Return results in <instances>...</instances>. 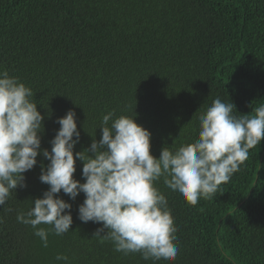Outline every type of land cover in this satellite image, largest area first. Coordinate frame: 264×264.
<instances>
[{
	"label": "trees",
	"instance_id": "1",
	"mask_svg": "<svg viewBox=\"0 0 264 264\" xmlns=\"http://www.w3.org/2000/svg\"><path fill=\"white\" fill-rule=\"evenodd\" d=\"M0 71L32 89L45 117L41 150L51 151L69 110L80 132L74 155L101 139L102 117L115 111L151 133L159 158L197 139V118L216 98L235 115L264 104V0H0ZM49 163L38 155L26 187L0 206V264H164L94 237L103 225L78 219L83 193L57 194L73 223L63 235L49 231L44 247L17 214L49 189L39 179ZM82 168L77 160L74 178L84 183ZM155 186L174 220L173 264H264V140L211 200L193 206L163 178Z\"/></svg>",
	"mask_w": 264,
	"mask_h": 264
},
{
	"label": "clouds",
	"instance_id": "2",
	"mask_svg": "<svg viewBox=\"0 0 264 264\" xmlns=\"http://www.w3.org/2000/svg\"><path fill=\"white\" fill-rule=\"evenodd\" d=\"M33 96L18 77L0 71V206L18 187H26L24 173L37 165L38 155L49 160L46 168L41 166L39 177L49 189L33 201L27 213L17 214V221L30 225L44 247L49 231L63 235L73 223L72 205L57 194L62 191L75 201L83 193L78 219L103 225L94 237L111 241L114 250L125 255L140 253L145 260L173 264L178 254L176 229L156 182L163 178L167 188L193 206L201 198L211 200L220 185L239 171L249 150L264 140V104L251 114L235 115L231 101L216 98L197 118V139L176 150L166 146L159 158L150 152L151 133L133 117L113 119L115 111L102 117L101 139L94 138L89 149L74 155L80 132L76 113L69 110L56 121L60 127L49 152L41 150L45 117ZM77 160L83 164L84 183L74 178ZM41 224L51 228L38 227ZM56 260L66 262L68 257L57 255Z\"/></svg>",
	"mask_w": 264,
	"mask_h": 264
}]
</instances>
